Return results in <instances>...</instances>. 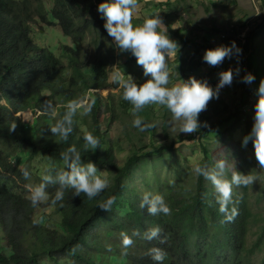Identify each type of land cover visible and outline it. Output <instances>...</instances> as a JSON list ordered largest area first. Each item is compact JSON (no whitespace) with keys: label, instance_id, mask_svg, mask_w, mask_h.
<instances>
[{"label":"trees","instance_id":"trees-1","mask_svg":"<svg viewBox=\"0 0 264 264\" xmlns=\"http://www.w3.org/2000/svg\"><path fill=\"white\" fill-rule=\"evenodd\" d=\"M101 2L53 0L52 7L46 8L44 0H0V178L13 182V186L0 182V228L5 235V246L9 249L0 250V264H42L43 257L55 264H157L148 255V250L153 246L160 247L166 253L163 264H253L252 253L264 243V209L254 212L250 207L249 186L235 189L237 196L233 195V201L238 214L232 222H225L218 211L214 188L208 186L202 176H197L192 196L175 198L169 195L165 198L171 209L170 215H150L147 208L139 206L144 193L131 188L128 180L145 157L163 150L143 154L149 147L144 137L150 132L152 136L155 128L144 132L138 130L137 142H140V146L133 143L132 133L128 130L126 134L132 149L125 160L119 161L117 158L118 149L123 148L117 140L112 139L108 128L119 118L118 110L132 113V105L122 98L123 90L118 84L113 80L109 82L107 73H104L106 67L109 69L116 64V56L115 45L104 28L105 20L98 11ZM151 3L152 0H148V4ZM166 4H169V0ZM38 21L57 23L62 32L70 37L90 34V44L94 47L90 60L87 61L82 46L62 44L61 55L41 47L35 42L32 31V25ZM168 35L177 43L194 45L193 53L179 59V66H174L183 72L199 69L206 63L203 61L205 50L216 47L206 37L196 41L171 26ZM233 41L227 38L221 44L230 45ZM251 45L252 39L249 37L238 56L234 54L213 68L220 70L229 60H244L246 53L247 60H251L254 55ZM122 54L126 57V66L138 65L130 52ZM66 69H69L68 73ZM122 75L125 78L131 75L138 84L148 79L143 74L142 66H139L136 74L125 72ZM179 77L172 79L179 80ZM106 88L120 91L117 105L115 94L109 92L104 96L99 92ZM251 92V86L245 84L240 106L230 113L234 122L228 132L242 125L246 135L251 131L257 102L250 101ZM84 95L95 99L91 114H77L73 118V131L68 140H59L50 132L49 126L55 123V119L43 111L44 105L50 102L58 113V119L63 116L69 101ZM29 109L32 110V117L26 119L17 115ZM213 109L215 113L225 111V108L216 105ZM153 114V105L139 113L149 122H153ZM12 124L17 127L10 132L8 128ZM167 127L168 123L164 121L165 132ZM204 129L200 130L202 137L208 132L207 128ZM85 131L96 136L100 145L94 152L89 150L82 153V159L85 163L91 160L96 166L110 169L109 187L91 200L83 193L73 196L74 190L68 188L62 206L49 201L32 207L29 197L15 189L19 187L29 191L27 185L35 186L41 182V176L45 173L31 168L32 159L40 155L47 158L50 163L47 173L55 176L58 171L66 170L60 153L71 146L82 151ZM195 137L196 134L181 135L180 139L191 140ZM247 146L254 149L251 140ZM202 150L204 157L199 164L208 165L211 162L209 150L206 146ZM17 151L28 153L22 167L12 160ZM245 162L246 159H241L236 169L246 174ZM24 168L31 173L28 180L21 173ZM58 187L48 186L50 197L54 196ZM113 195L116 196V203L112 210L104 211L97 207L100 201ZM123 202L126 206L121 205ZM40 206L53 209L48 220L57 224L56 227L33 217ZM258 222L261 223L257 237L248 247L249 227ZM154 227L161 229L160 236L152 241L143 239V234ZM134 231H139L141 235L133 237L134 244L125 255L120 233L131 236ZM161 239L165 243H161ZM259 264H264V260Z\"/></svg>","mask_w":264,"mask_h":264},{"label":"rangeland","instance_id":"rangeland-1","mask_svg":"<svg viewBox=\"0 0 264 264\" xmlns=\"http://www.w3.org/2000/svg\"><path fill=\"white\" fill-rule=\"evenodd\" d=\"M152 0L148 4V0H139V7L134 13L133 23L142 24L146 17L150 18L159 13L162 22L167 30L171 26L173 29H178L180 33L190 39L202 41V38H208L209 42L215 46L220 45L224 39L232 38L240 48H245V42L248 38L252 39L253 56L251 60H247L248 55H244V60H229L220 68L214 69L207 63L202 65L195 71H185L177 69L174 66H179V59L190 56L193 53L194 45L192 43L184 44L178 42L179 49L177 53L168 59V69L170 73L169 86L188 80L190 76H194L200 80H207L209 85L214 89L218 84V73L232 68L235 70L240 68V73L235 77L231 86H225L219 90V97L213 98L205 111H203L198 119L202 124L201 129L207 128L206 136L202 137V132L199 130L196 137L191 140H182L180 136L188 134L173 132L169 127L171 113L163 106L153 105L154 114L153 122H158L155 128V133L151 132L144 139L149 144V147L143 151L152 152L162 149L160 153L153 156L145 157L139 168L129 178L131 188L145 193L160 194L164 199L172 195L175 198H187L193 195L196 187L197 176L193 172V166L199 163L203 157V146L209 150L211 162L209 167L214 166L217 160L223 159L232 169L237 168L241 159H246L243 164L246 173L259 172L264 177V170L259 169L258 161L256 160L254 149L248 146H242L243 137L246 135L245 127L242 125L233 132H228V128L234 122V117L230 113L236 111L242 102L243 89L246 83H243L241 78L245 73H252L255 76V81L251 84V89H255V93H250V101L258 100L257 89L260 80L264 78V0ZM46 8H51L53 0H44ZM33 38L41 47L49 48L55 54L61 55V45L70 44L73 46H82L86 54L87 61L90 60L94 47L90 44L91 35L70 37L65 35L57 23L46 24L40 21L32 25ZM111 42L114 43L111 38ZM115 45V43H114ZM248 54V53H246ZM116 64L107 69L108 81L112 82L116 73L136 74L139 66L136 64H125V55L115 47ZM64 60V66L67 65ZM250 66V68H249ZM91 64L88 65V68ZM125 68V69H124ZM124 69V70H123ZM69 69H66V73ZM180 76L179 80H174L172 77ZM248 85V84H247ZM106 96L109 92L115 94V103L120 91L118 89L106 88L99 91ZM225 108V111L216 112L213 106ZM119 118L112 123L108 128L109 135L112 139L117 140L123 150L117 151L119 161L125 160L132 149V145L128 140V130L132 133L131 138L136 146H140L137 142L138 129L133 127V115L129 112H124L123 109L118 110ZM22 118L31 116L28 110L17 114ZM167 121L168 127L166 132L163 129V123ZM207 122V127L203 126V122ZM168 133V136L166 135ZM154 139V140H153ZM167 147V149H164ZM139 148V147H137ZM117 149V148H116ZM236 157H235V156ZM28 153L25 151H17L13 154L12 160L15 164L23 166L27 161ZM50 167L49 160L42 155L36 156L31 161V168L36 172L46 173ZM98 174L106 175L110 182L111 172L109 168L97 166ZM230 175V173L228 174ZM230 178V176H229ZM0 182L13 186V182L7 178H0ZM207 184L213 187L211 182L207 180ZM16 190L30 196L29 191H25L19 187ZM236 187L233 188V195H236ZM249 205L252 210L260 211L264 209V180L255 182L249 186ZM236 198V197H235ZM121 205L126 206L123 202ZM50 208L38 207L33 215L36 220H41L52 227L53 224L48 220L52 215ZM261 222L250 225L248 231V247H251ZM5 235L0 228V250H9L5 245ZM253 264H259L264 260V243L252 253ZM42 264H55L47 257L41 259Z\"/></svg>","mask_w":264,"mask_h":264},{"label":"clouds","instance_id":"clouds-1","mask_svg":"<svg viewBox=\"0 0 264 264\" xmlns=\"http://www.w3.org/2000/svg\"><path fill=\"white\" fill-rule=\"evenodd\" d=\"M138 7L139 0H102L98 5V11L105 20L104 28L108 36L113 39L115 47L122 53L130 52L136 58L137 64L142 66L144 76L148 77L140 84L131 75L125 78L124 75L116 73L113 78V82L123 90L122 98L132 105L131 114L134 117L132 125L141 132L156 128L158 122L145 121L139 113L149 105H160L171 113L169 127L173 132L196 134L202 127L198 119L199 115L207 109L213 98L219 97L220 89L231 86L235 77L239 75L240 68L233 70L230 67L219 72L215 89L207 80H200L194 76L169 86L170 73L167 61L177 53L179 45L168 35L159 13L150 18L146 17L142 24L134 25L132 21ZM241 51L235 41L230 45L221 44L206 49L203 61L209 66L217 67L226 58L230 59L234 54L238 56ZM241 80L243 83L251 84L255 81V76L248 72ZM257 95L254 123L251 131L243 137L242 146L246 147L249 140L252 141L259 169L264 170V78L260 80ZM94 106L95 99L90 95H84L69 101L65 105L66 111L63 116L58 119L56 118L58 113L50 102L44 105L43 111L55 119V123L49 126L52 135L61 141H67L73 131V118L77 114L90 115ZM29 110L32 117V110ZM203 126L207 127L206 121L203 122ZM16 127V124H12L8 129L12 132ZM83 139L85 143L82 151L71 146L60 153L66 170L58 171L55 176L46 171L38 185L26 186L30 192L29 200L32 207L49 201L62 206L65 190L68 188L74 190L73 196H80L83 193L91 200L99 197L109 187L108 177L98 174L102 171L98 170L96 164L91 160L85 163L82 159V153L89 150L94 152L99 147V139L88 131L84 132ZM193 172L196 176H202L211 182L215 201L219 206L218 211L224 216L225 222H232L238 214L233 201V188L247 187L264 180L259 172L242 173L236 167L230 168L223 159L217 160L212 167L197 163L193 166ZM21 173L26 180L31 178L27 168L21 169ZM49 185H59L54 196L51 197L47 192ZM115 203L116 196L113 195L100 201L97 207L109 211L113 209ZM139 206L142 209L147 208L150 215L171 214L170 207L160 194L145 192ZM160 234L161 229L154 227L145 232L142 238L152 241ZM140 235L139 231H134L131 236L125 232L120 233L123 254L126 255L127 249L134 244L133 237ZM160 242L165 243V240L161 239ZM108 247L110 250L111 246ZM148 255L157 264H163L166 257L164 250L155 246L148 250Z\"/></svg>","mask_w":264,"mask_h":264},{"label":"built area","instance_id":"built-area-1","mask_svg":"<svg viewBox=\"0 0 264 264\" xmlns=\"http://www.w3.org/2000/svg\"><path fill=\"white\" fill-rule=\"evenodd\" d=\"M246 56H247V54H246ZM251 93H255V89H252V92Z\"/></svg>","mask_w":264,"mask_h":264}]
</instances>
